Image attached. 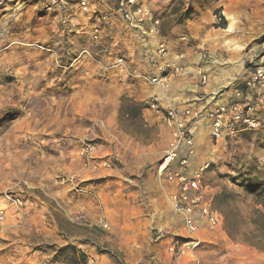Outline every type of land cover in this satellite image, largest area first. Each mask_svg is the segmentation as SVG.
<instances>
[{
  "label": "rangeland",
  "instance_id": "obj_1",
  "mask_svg": "<svg viewBox=\"0 0 264 264\" xmlns=\"http://www.w3.org/2000/svg\"><path fill=\"white\" fill-rule=\"evenodd\" d=\"M118 1L111 0L113 15L124 22L115 12ZM137 1L165 24L194 25L201 70L208 82L223 83L217 97L229 103L240 91L244 113L258 123L236 124L219 140L206 119L197 123L191 170L209 164L203 186L219 226L189 233L170 207L171 186L157 173L169 129L160 112L144 111L152 110L150 98L140 102L128 91L134 81L105 69L122 53L117 29L89 0L81 10L89 17L94 11L97 21L55 26L57 4L43 0L48 22L0 33V196L16 214L28 207L22 212L29 219L12 223L20 232H10V248L0 236V264H86L90 257L100 263L97 255L102 264H235L241 258L225 240L257 251L242 233L259 208L255 194L264 190V78L245 82L264 70V0ZM94 25L102 28L97 42ZM10 42L23 50L8 48ZM43 233L54 238L37 244ZM68 245L76 250L59 251Z\"/></svg>",
  "mask_w": 264,
  "mask_h": 264
},
{
  "label": "crops",
  "instance_id": "obj_2",
  "mask_svg": "<svg viewBox=\"0 0 264 264\" xmlns=\"http://www.w3.org/2000/svg\"><path fill=\"white\" fill-rule=\"evenodd\" d=\"M42 1L43 0H0V33H3L2 31L25 30L30 27L31 23L43 24L44 22H48L49 13L48 15H45L44 12H42L43 14L41 13ZM89 2L92 7L94 6L97 8L99 14H103L104 18H108L107 22L109 21L110 23V29H117L113 32V35L116 37L115 41L119 43L116 51L118 50L117 52H122L118 53L117 57L124 56L126 58L127 66L131 72L141 74L148 72V70L151 69L150 62L154 59H152V55H154L156 41H165L168 45L169 53L164 58L165 61L184 67L180 74L170 78L169 86L167 88L147 84L142 82L139 78H130L134 82L129 85L128 91L132 92L133 95L135 94L134 96L138 98L140 102H147V99L150 98L152 100L155 98L163 108L173 107L180 110L192 109L197 111H207L216 105L225 103L224 100L220 99L221 97H217L218 93H220L222 88H224L220 79L210 82L206 81L205 83L201 81V75L198 72L201 69L204 71L203 65L201 67L202 57L196 55L195 51H193L196 46L191 43L193 33L190 30H193L194 25L189 26L186 22L176 25H173V23L171 25L165 24L163 23V19L159 13L156 14L161 17V19L159 18L161 21L159 29L161 30L163 28L165 33L162 35L159 32L158 37H147L143 39L137 31H133L131 28H127V30H125V23L118 18H115L113 15L115 8L111 7V0H89ZM55 3L57 4L56 9L54 10L56 14L54 13V18L51 17V19H53L51 22L55 26L58 22H64L63 24H66L67 22L70 26H73L72 28H75V26L78 27V25H87L88 21H90V25L93 24V21H97L91 18L95 12L93 11L90 17L85 15L78 6L77 0H55ZM219 6H221V3ZM95 16H99L97 11ZM44 18H46L47 21H43L46 20ZM210 22L212 23L213 21ZM89 24L88 26H90ZM204 28L207 27L204 26ZM182 36L187 37V41L180 42L179 38ZM84 45L86 46L85 43ZM8 48L23 50L22 47H19L11 42L9 43ZM112 72H115L117 77L122 75V72H118L116 69H112L110 72L108 71L107 74L109 75ZM207 78L209 80V76H207ZM144 111H147L149 116L158 113L150 109H146ZM158 114H160L159 116L162 117L163 120V114ZM201 119H204V117L193 121V125H191L194 143L196 138L195 130L197 128V123L200 122ZM10 207L11 205L9 202L1 195L0 208L6 209V216L3 215L2 220H0V236L2 238H8L5 246H9V248L11 247V241L9 238H12L10 232H20L15 229H11V227H14L12 223L21 222L24 219L29 220L27 217L25 218V215L22 212L28 207L24 206L19 209L22 214L14 213V211L9 209ZM20 215H22V218H19L21 217ZM49 238L53 239L54 237L43 233L42 237L39 239V243L37 244L47 243ZM81 239L82 237L77 235H74L71 238V240L75 241ZM224 244L230 248V251L233 252V254L235 253V258L238 256L241 258L236 260L235 264H264V252H257L243 245H232L227 240H225ZM78 245L85 248V253L89 251V249H87L89 248L87 243L81 242L78 243ZM22 246L25 247L26 245ZM239 251H242L244 255L239 254ZM91 254L93 255V253ZM29 257L31 256L29 255ZM95 258H99L101 261L100 264H102L101 255H97ZM18 262L21 261L19 260Z\"/></svg>",
  "mask_w": 264,
  "mask_h": 264
},
{
  "label": "built area",
  "instance_id": "obj_3",
  "mask_svg": "<svg viewBox=\"0 0 264 264\" xmlns=\"http://www.w3.org/2000/svg\"><path fill=\"white\" fill-rule=\"evenodd\" d=\"M81 9L87 10L85 1L81 3ZM116 14L129 26L133 31L143 38L158 37L160 19L149 7L139 3L137 0H119L116 6ZM102 28L100 25H94L91 31V39L99 41L101 39ZM180 42L187 41V37L179 38ZM154 55H152L151 69L145 73H133L127 66L124 56L116 58L112 65H106L105 69H116L122 72L127 78H139L142 82L150 85H157L161 88L169 86L170 78L183 71V66L176 65L165 61L168 55V45L165 41H156ZM83 53H88L84 50ZM82 53V54H83ZM155 56V57H154ZM201 81L205 83L207 76L200 70ZM264 70L258 68L252 75V79L245 82L251 86V82L264 78ZM234 97L229 103H222L214 106L207 111H197L192 109H177L173 107H162L157 99H152L149 107L163 114L164 123L169 129V141L164 151V155L158 165V175L171 186L168 195V202L173 211L181 218L185 229L189 233H195L199 230L200 225H206L210 230L219 226L221 217L211 206V199L207 197L206 188L203 186L204 172L209 164L203 163L196 170H191V159L195 155V143L191 122L204 117L210 124V135L212 138L219 140L227 133H232V127L236 124H245L247 128H255L258 123L244 113L240 102L242 93L235 91ZM9 197V194H6ZM15 204L20 206L21 201L16 199ZM3 218V211H0V220ZM107 227L106 224L103 225ZM199 241L191 242L193 245ZM175 244L170 246L174 251ZM184 253V251L179 250ZM43 264H49L44 262ZM86 264H100L96 259L90 257Z\"/></svg>",
  "mask_w": 264,
  "mask_h": 264
},
{
  "label": "trees",
  "instance_id": "obj_4",
  "mask_svg": "<svg viewBox=\"0 0 264 264\" xmlns=\"http://www.w3.org/2000/svg\"><path fill=\"white\" fill-rule=\"evenodd\" d=\"M139 105L140 109L145 108L143 105ZM248 188V187H246ZM255 191V189H253ZM254 203L259 208H254L249 219L250 229L242 233L243 240L249 246L255 248L257 251L264 252V190L255 194ZM71 249L75 251V247L68 245L61 248L59 251H66ZM58 260L54 259V262Z\"/></svg>",
  "mask_w": 264,
  "mask_h": 264
},
{
  "label": "bare ground",
  "instance_id": "obj_5",
  "mask_svg": "<svg viewBox=\"0 0 264 264\" xmlns=\"http://www.w3.org/2000/svg\"><path fill=\"white\" fill-rule=\"evenodd\" d=\"M158 170V169H157ZM158 173V172H157Z\"/></svg>",
  "mask_w": 264,
  "mask_h": 264
}]
</instances>
